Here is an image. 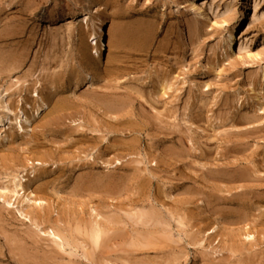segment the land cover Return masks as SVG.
I'll return each mask as SVG.
<instances>
[{"label": "rangeland", "instance_id": "374dc122", "mask_svg": "<svg viewBox=\"0 0 264 264\" xmlns=\"http://www.w3.org/2000/svg\"><path fill=\"white\" fill-rule=\"evenodd\" d=\"M16 1L0 0L1 18ZM41 10L24 36L11 21L0 38L8 45L0 94L29 86L21 96L34 107L32 91L50 96L53 82L50 97L77 114H47L23 131L4 122L0 191L20 176L43 204L25 208L0 193L10 201L0 199V264H218V254L227 257L220 264H264V218L251 216L264 202L248 211L217 200L244 191L222 182L231 171L222 163L244 168L250 159L264 177V0H48ZM99 29L96 63L90 41ZM230 38L243 50L229 51ZM85 72L92 86L83 85ZM19 98L11 95L15 114ZM261 184L245 191L264 201ZM223 205L231 216L218 217ZM97 221L106 236L95 248L88 230ZM213 224L215 238L203 236Z\"/></svg>", "mask_w": 264, "mask_h": 264}, {"label": "bare ground", "instance_id": "6f19581e", "mask_svg": "<svg viewBox=\"0 0 264 264\" xmlns=\"http://www.w3.org/2000/svg\"><path fill=\"white\" fill-rule=\"evenodd\" d=\"M47 1L48 0H31V1H26V0H17L16 1V3H14L13 4V8H10L9 10H4V13H3V18H1L0 17V38H1V36L3 35V33L5 32V30L8 28V23L9 22H11V21H13V22H15L16 24H17V26L20 28V31H19V34L22 36H24L25 35V33H26V28L29 26V24H33V23H36L37 21L34 19V17L35 16H38V14H39V11L43 8V5H44V3H47ZM53 2H55L56 0H52ZM55 7V6H54ZM101 7V6H100ZM7 8V7H6ZM101 9V8H100ZM103 9V8H102ZM190 9L192 10V11H195V10H201L202 8H201V5L200 6H198L195 2H191L190 3ZM203 10V9H202ZM42 11V10H41ZM40 11V12H41ZM57 10H52L51 11V17H54L55 16V12H56ZM96 12V11H95ZM90 19V18H89ZM254 19H255V9L253 8V10H252V12L249 14V16H248V24L249 25H251V24H253V21H254ZM87 20H88V18H84V23L85 24H87ZM6 27V28H5ZM34 27V26H33ZM28 30V29H27ZM7 39V38H6ZM2 40V39H1ZM7 42V41H6ZM5 42V43H6ZM102 30L101 29H99V34H96V35H94V36H92V38H91V41H90V44L92 45V47L94 46V48H92L91 49V47H90V49H91V51H90V57H91V59H95L94 61L97 63V62H99L100 61V55H101V50H100V48H102L104 45H102ZM98 43L100 44V48L98 47ZM228 43V50L229 51H233L234 53H236V51L237 52H239V51H241V50H243V48H241L240 47V45H237L236 43L234 44V46H233V40L230 38V40L227 42ZM12 46V45H11ZM5 47H8V45L7 44H2V43H0V68H1V65H3V62L4 61H7L8 60V55H7V52L5 53L4 51V49H5ZM104 48V47H103ZM15 52V51H14ZM22 55L21 54H17V58H20ZM93 57H95V58H93ZM7 59V60H6ZM14 59V58H13ZM48 64V63H47ZM99 64V63H98ZM103 65V64H102ZM88 69L90 68V65L89 66H86ZM99 67V66H98ZM67 68V67H66ZM59 73V72H58ZM3 74V73H2ZM4 74H6V73H4ZM48 74V73H47ZM53 74V73H52ZM56 74V73H55ZM1 75V74H0ZM50 75H51V73H50ZM57 75V74H56ZM49 76V75H48ZM45 78V77H44ZM43 78V79H44ZM46 79H47V77H46ZM26 80V79H25ZM39 80V79H38ZM38 83V82H37ZM82 83H83V85L84 86H87V85H91V83H92V76H90L87 72H85L84 73V77H83V79H82ZM36 84V83H35ZM44 84V83H43ZM39 85H40V83H39ZM92 86V85H91ZM162 87L163 86H161V88H159V89H162ZM166 87V86H165ZM34 88V87H33ZM158 88V87H157ZM10 88H7V89H5V92L3 93V94H0V132H3L2 130L5 128V125H4V122H7V124H9V125H14V124H17V126H18V128H19V130H21V131H23L24 130V126L22 125V123L23 124H25V129H29V130H32L36 125V123H39V121H41L40 123H42V121L44 120V119H46L47 118V114L48 115H50L51 114V116L53 117L55 114H58L57 116L59 117V120H60V117H61V119L63 118V120L65 119V118H71V116H74V113H76L77 114V112H75L74 110H73V108L71 107V106H69V105H67V104H65V103H61V102H57V101H55L54 100V96H52V97H50L51 95H55V92H56V88H55V86H54V84H53V82L50 84V96H47V97H42V96H40L39 95V93L38 92H36L35 90L34 91H32V93L31 94H33V97H34V107H31V106H29L28 107V103H27V100L25 99V98H23V97H25V96H21V94L22 93H25V92H27V93H29L30 92V88H29V86H27V87H24V85L23 84H19L17 87H16V89H15V91L14 92H12L11 94H8L7 93V91L9 90ZM37 89V88H36ZM33 90V89H32ZM163 90V89H162ZM164 91V90H163ZM139 92V91H138ZM158 94V93H157ZM160 94V93H159ZM11 95H19L20 96V100H18V104L20 105V109L18 110V113L17 114H15L12 110V105H13V100H11L10 101V99H11ZM153 95H155V94H153ZM155 98H157V97H155ZM143 101V100H142ZM144 102V101H143ZM145 103V102H144ZM155 103V102H154ZM23 104L25 105V106H27L30 110H32V112H31V114H29L28 112H26V111H24L23 109H22V107H23ZM146 104V103H145ZM146 105H148V103L146 104ZM150 107V106H149ZM150 108H152V107H150ZM149 108V109H150ZM153 109V108H152ZM107 110V109H106ZM151 110V109H150ZM60 112H63V113H60ZM83 114V113H82ZM92 114V113H91ZM90 114V115H91ZM46 116V118H44ZM51 116H49V117H51ZM56 116V117H57ZM55 117V118H56ZM57 117V118H58ZM92 117V116H91ZM112 117H114V116H112ZM76 118V117H75ZM81 119V118H80ZM79 119V120H80ZM32 120L34 121V123L32 122ZM49 120H53V119H51V118H49ZM67 120V119H66ZM76 120V119H75ZM91 120V119H90ZM45 121V120H44ZM48 121V120H47ZM46 121V122H47ZM58 121V120H57ZM69 121V120H68ZM67 121V122H68ZM99 121V120H98ZM54 122V121H53ZM59 122V121H58ZM70 122H72V121H70ZM43 123H45V122H43ZM73 123V122H72ZM104 123V122H103ZM102 123V124H103ZM52 124H55V122L54 123H52ZM93 124H96V123H93ZM35 125V126H34ZM44 125V124H43ZM47 125V124H46ZM49 125V124H48ZM47 125V126H48ZM50 125H51V123H50ZM34 126V127H33ZM45 126V125H44ZM94 126V125H93ZM112 126V125H111ZM117 126V125H116ZM33 127V128H32ZM49 127H51V126H49ZM78 128V127H77ZM80 128V127H79ZM97 128V127H96ZM125 128V127H124ZM161 128V127H160ZM93 129V128H92ZM98 130V129H97ZM124 130V129H123ZM126 130V129H125ZM120 132V131H119ZM127 132V131H126ZM125 132V133H126ZM146 132V131H145ZM168 132V131H167ZM128 133V132H127ZM180 138H182V137H180ZM68 139V138H67ZM30 140V139H29ZM182 144V143H181ZM87 153V152H86ZM103 154V153H102ZM85 155V154H84ZM49 156V155H48ZM223 156V155H222ZM99 157V156H98ZM100 158V157H99ZM223 158V157H222ZM248 158V157H247ZM251 158V157H250ZM261 159V158H260ZM100 160V159H99ZM225 160V159H224ZM207 161V160H206ZM245 161H246V166L244 167V168H241V167H238V165L236 164L237 163V161H236V163H232V162H230V161H225L226 162V164L225 163H222V165L224 166V167H226V169H227V171L228 170H231L229 173H225L224 172V177H223V175L221 176L222 178H220L221 180H222V182H225V183H228V184H234V183H237V182H239V183H241L240 185H238L237 187L238 188H240V189H242V190H244L243 191V193H242V195H239V196H241V198H234V196L236 197L237 195L235 194V195H232L233 197H228V195L227 196H224V195H222V196H217V200L218 201H222V203L224 204V205H226V204H232L234 201H235V203H237V209H245V210H248V211H252V209H253V207L255 206V204H261V202H264L263 200H262V197H260V198H258V199H256V197H254V195H253V193L256 191H253V192H246L245 190H247L248 189V186L251 184V188H256V187H260V186H262V181H264V177H261L259 174H258V169H254V167H252L250 164H252V162L253 161H250V159H245ZM38 162V161H37ZM254 163V162H253ZM208 164V163H207ZM263 164V163H262ZM55 168V167H54ZM53 169V168H52ZM56 169V168H55ZM258 170V171H257ZM221 172V171H220ZM36 173V172H35ZM52 173V172H51ZM57 173V172H56ZM217 173V172H216ZM209 174V173H208ZM215 174V173H214ZM260 174H261V172H260ZM212 175V174H211ZM184 176H185V174H184ZM219 176V175H218ZM217 176V177H218ZM226 176H228L227 178H225ZM20 177V176H19ZM19 177H14L13 178V181H12V189L8 192H5V190L4 191H0V193H2V195L3 194H5L6 195V197H10V196H8V194H11V197L9 198V200L10 199H12L13 197H16L17 199L20 197L21 198V204L22 205H24L25 206V208H33V206L34 207H41V205L43 204V202L42 201H39V200H33L34 199V195H33V193H32V191L30 190V187L31 186H34V185H31L29 182L31 181H29V180H24L23 178H19ZM34 177V176H33ZM188 177V176H187ZM80 179V178H79ZM188 179V178H187ZM214 179V178H213ZM220 180V181H221ZM27 181H29L28 182V184L26 183ZM31 182H33V181H31ZM189 182V181H188ZM255 183V184H254ZM32 188V187H31ZM225 188H226V190L228 191V192H231L232 190H234L236 187H232V186H229V187H226L225 186ZM250 188V187H249ZM33 189V188H32ZM261 189V188H260ZM40 190V189H39ZM251 190V189H250ZM139 191V190H138ZM137 192V191H136ZM140 193V192H139ZM232 194V193H231ZM0 195V199L3 201V202H5V204L6 205H10V201L9 200H5L4 199V197L3 196H5V195ZM138 196H139V194H137ZM253 196V197H252ZM40 199V198H39ZM207 199V198H206ZM13 200V199H12ZM42 200V199H41ZM217 200H215V202H217ZM14 203H15V200H14ZM20 203V201L18 202V204ZM219 203V202H218ZM4 204V205H5ZM220 204V203H219ZM218 204V205H219ZM4 205H3V207H4ZM33 205V206H32ZM206 205V204H205ZM221 205V204H220ZM224 205L219 209L218 208V210H217V212H218V217L220 218V217H223L224 215H226V216H231L232 214L230 213V210H232V209H229V208H227V209H225V207H224ZM264 205V204H263ZM2 206V205H1ZM189 206H191V205H189ZM229 206V205H228ZM257 206V205H256ZM9 207V206H8ZM7 207V208H8ZM229 207H231V206H229ZM246 207H248V208H246ZM5 208V207H4ZM20 208V207H19ZM23 208V207H22ZM232 208V207H231ZM216 209V208H215ZM20 211L19 212H16V213H19L20 214V217L19 218H27V214H25L23 211H21V210H24V209H19ZM253 210H256V211H259L258 210V207H255ZM144 210H142V212H143ZM167 211V210H166ZM6 212V211H5ZM42 212V211H41ZM141 212V213H142ZM43 213V212H42ZM140 213V214H141ZM168 213H170V212H168ZM176 213H179V212H176ZM175 213V214H176ZM133 215H135L134 213H133ZM143 215H144V212H143ZM169 215H171V214H169ZM182 215V214H181ZM238 215L240 216V214H239V212H238ZM137 216V215H136ZM184 216V215H183ZM183 216L181 217L180 216V218L181 219H183ZM254 219H261V218H264V212H261V211H259V213L256 215V214H253V215H251ZM143 217V216H142ZM145 217H146V215H145ZM241 217V216H240ZM94 218H95V216H94ZM134 218V217H133ZM28 219V218H27ZM172 219V218H171ZM24 220V219H23ZM138 220V219H137ZM180 220V219H179ZM139 221V220H138ZM150 221V220H149ZM178 221V220H177ZM185 221L187 222V220L185 219ZM100 222V221H99ZM137 222V221H136ZM179 222V221H178ZM178 222H175V223H177V225H178V227H180V225L178 224ZM181 222H182V220H180V224H181ZM37 224H38V222H37ZM44 225V224H43ZM84 225V224H83ZM136 225V224H135ZM147 225H148V223H147ZM183 224H181V226H182ZM39 226H41V225H39ZM37 227V226H36ZM183 227V226H182ZM38 228V227H37ZM40 228V227H39ZM38 228V229H39ZM90 228V230H88V232L90 233V234H88V236L90 237V240H91V242H92V244H93V247H99L100 245H101V241H102V237L103 236H106V233L104 232V230H103V228L99 225V223H98V221L97 222H95V224H94V227H93V230L91 229V226L89 227ZM78 229V228H77ZM92 230V231H91ZM200 230V229H199ZM216 230H217V225H215V224H213V225H211L209 228H208V230L207 231H204V234H203V236L204 235H207L208 236V238L209 239H214L215 238V236H216ZM75 231V230H74ZM107 231V230H106ZM32 232V231H31ZM30 232V233H31ZM36 232H38V231H35V232H33V233H35L36 234ZM54 232V231H53ZM53 232H48V234L49 235H51V236H53V237H55L57 240H63V238H59L57 235H55V233H53ZM57 232H59V231H57ZM78 232V231H77ZM83 233L85 232L86 233V231L83 229V231H82ZM61 233V232H60ZM71 233H73V232H71ZM75 233V232H74ZM80 233V232H79ZM82 233V234H83ZM84 233V234H85ZM105 233V235H103ZM108 234V233H107ZM161 234H163V232L161 233ZM187 234H189V233H187ZM195 235L197 234V232L196 233H194ZM28 235V234H27ZM86 235V234H85ZM84 235V236H85ZM153 235V234H152ZM165 236H166V234H164ZM60 236V235H59ZM75 236H76V234H75ZM79 236V235H78ZM149 236V235H148ZM147 236V237H148ZM160 236V235H159ZM202 235L200 236V237H203ZM250 236V235H249ZM65 237V236H64ZM116 237V236H115ZM123 237V236H122ZM164 237V236H163ZM187 237H188V244H190V245H194V246H196V244L198 245L200 242H198V240L196 239L195 240V237L194 236H192V235H187ZM198 237V236H197ZM38 238H40V237H38ZM66 238V237H65ZM81 238V237H80ZM117 238H119V237H117ZM142 238V237H141ZM160 238H161V236H160ZM218 238V237H217ZM71 239V238H70ZM151 239H153V238H151ZM155 239V238H154ZM153 239V240H154ZM171 239V238H170ZM80 240V239H79ZM89 240V241H90ZM147 240H149L148 238H147ZM163 240V239H162ZM73 241V240H72ZM82 241V240H81ZM203 241V240H202ZM36 242V241H35ZM66 241H64V243H65ZM82 242H84V241H82ZM145 242V241H144ZM216 242V241H215ZM214 242V243H215ZM7 243V242H6ZM67 243V242H66ZM74 243H76V242H74ZM140 243V242H139ZM68 244V243H67ZM83 244V243H82ZM144 244V243H143ZM201 244H202V242H201ZM57 245V244H56ZM60 245V244H59ZM58 245V246H59ZM85 245H86V243H85ZM90 245H91V243H90ZM131 245V244H130ZM219 245V244H218ZM251 245V244H250ZM61 246V245H60ZM116 246V245H115ZM115 246H114V248H115ZM141 246H143L142 244H141ZM149 246V245H148ZM199 247H200V245H198ZM205 246V245H204ZM16 247H17V245H16ZM19 247V246H18ZM17 247V248H18ZM63 247V246H62ZM119 247H121L120 246V244H119ZM209 247V246H208ZM210 247H212L211 245H210ZM210 247H209V249H210ZM16 248V249H17ZM60 249H61V247H60ZM94 249V248H93ZM200 249H202V248H200ZM215 249V248H214ZM213 249V250H214ZM218 249V248H217ZM251 249V248H250ZM2 250V249H1ZM104 250V249H103ZM205 250V249H204ZM203 250V251H204ZM14 251H15V249H14ZM105 251V250H104ZM104 251H102L101 253H103ZM108 251H109V249H108ZM108 251H105L104 252V255H107V253H108ZM206 251V250H205ZM218 251V250H217ZM2 253H3V251H1ZM6 252V251H5ZM119 252V251H118ZM202 252V251H201ZM201 252H199V254L201 253ZM215 252V251H214ZM219 252V251H218ZM217 252V253H218ZM18 253V252H17ZM120 254H121V251L119 252ZM126 253V252H125ZM195 253H196V251H195ZM207 253H209V255H210V252L209 251H207ZM216 253V254H217ZM231 253V252H230ZM243 253V252H242ZM241 253V254H242ZM256 253V252H255ZM201 254H204V252L203 253H201ZM205 254H206V252H205ZM205 254L204 255H202L204 258H206L205 257ZM211 254H214V253H212V251H211ZM215 254V255H216ZM214 255V256H215ZM228 255H230V254H228ZM227 254H226V256H228ZM4 257H3V259L4 258H6V259H8V257L6 256V253L3 255ZM24 256V255H23ZM199 256V255H198ZM213 255H211V257H212ZM220 255L218 254V257H219ZM233 256V255H232ZM2 257V256H1ZM92 257V256H91ZM106 257V256H105ZM208 258H209V256H207ZM217 257V259H219V263L218 264H220L223 260H226L225 258H227V257H225L224 258V256L221 258V257H219L218 258ZM234 257H236V256H234ZM23 258V257H22ZM25 259H26V257H24ZM177 258V257H176ZM230 258H231V256H230ZM233 258V257H232ZM241 258V257H240ZM107 259V258H106ZM110 259V258H109ZM173 259L174 260H177V259H175L174 257H173ZM212 259H215V258H213L212 257ZM239 259V258H238ZM28 260H30V259H28ZM114 260H116V258H114ZM117 260H118V258H117ZM170 260H172V259H170ZM173 260V261H174ZM90 261V260H89ZM129 261V260H128ZM134 261V260H133ZM133 261H131L132 263H133ZM161 261H162V259H161ZM166 261V260H165ZM215 261V260H214ZM238 261V260H237ZM68 262V261H67ZM159 262V261H158ZM157 262V263H158ZM228 262V261H227ZM69 263H71V262H69ZM129 263V262H128ZM128 263H126V264H128ZM135 263V262H134ZM139 262H137V264H138ZM141 263V262H140ZM155 263V262H154ZM168 263V262H167ZM166 262H165V264H167ZM36 264V263H35ZM109 264V263H108ZM136 264V263H135ZM142 264V263H141ZM169 264V263H168ZM212 264H215V263H212ZM227 264H233V263H231V262H228ZM235 264V263H234Z\"/></svg>", "mask_w": 264, "mask_h": 264}]
</instances>
